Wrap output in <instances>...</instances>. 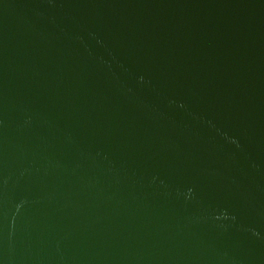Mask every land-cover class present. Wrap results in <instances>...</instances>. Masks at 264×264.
Segmentation results:
<instances>
[{
    "label": "water",
    "instance_id": "95a60500",
    "mask_svg": "<svg viewBox=\"0 0 264 264\" xmlns=\"http://www.w3.org/2000/svg\"><path fill=\"white\" fill-rule=\"evenodd\" d=\"M0 264H264V0H0Z\"/></svg>",
    "mask_w": 264,
    "mask_h": 264
}]
</instances>
